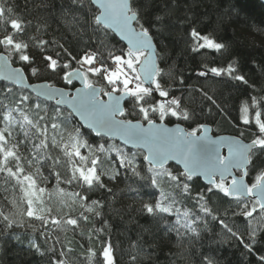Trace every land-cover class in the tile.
Masks as SVG:
<instances>
[{
	"label": "snow or ice",
	"instance_id": "6c2138e0",
	"mask_svg": "<svg viewBox=\"0 0 264 264\" xmlns=\"http://www.w3.org/2000/svg\"><path fill=\"white\" fill-rule=\"evenodd\" d=\"M144 8L142 0H60L69 31L84 41L83 51L74 55L63 43L43 38L47 20L38 22L33 33L32 21L10 0H0V234L11 233L19 240L13 230L24 229L32 234L30 246L45 255L38 235L50 245L49 264H116L110 242H103L99 253L81 243L79 255H71L75 249L70 245L76 236L87 234L91 241L103 233L106 221L104 227L95 226L103 203L91 197L101 189L111 192L102 178L114 180L121 170L152 190L154 202L143 203V210L180 240L199 236L200 222L211 216L251 253L258 231L264 229V167L256 164L264 156V95H253L240 107L241 124H254L258 133L250 143L237 137L213 138L203 124L190 131L179 124L167 126L170 118L188 121L192 113L183 97L165 87L157 63L152 31L162 26L164 17L150 18ZM190 36L193 52L226 51L224 44L195 28ZM51 45L67 58L61 64L46 54L45 68L63 71L64 88L30 82L28 73L38 78L40 72L33 51L46 52ZM73 62L78 66L73 68ZM209 72L248 83L234 63L197 75ZM203 95L216 103L208 93ZM250 167L256 174L246 182ZM200 177L207 187L196 193L193 211L185 201L191 198L192 182ZM130 190L140 195L138 189ZM217 193L235 201L231 215L247 221L252 244L213 213L209 201ZM136 259L131 255L132 264ZM258 259L264 264V256ZM204 264L214 261L205 256Z\"/></svg>",
	"mask_w": 264,
	"mask_h": 264
},
{
	"label": "trees",
	"instance_id": "16d2710c",
	"mask_svg": "<svg viewBox=\"0 0 264 264\" xmlns=\"http://www.w3.org/2000/svg\"><path fill=\"white\" fill-rule=\"evenodd\" d=\"M17 6V12L23 13L24 18L31 20L32 32L39 22L47 20V33L43 37L49 42L55 40L63 43L74 55L84 49V41L77 40L69 31L65 18L59 11L60 0H10ZM67 2V0H65ZM145 3V14L153 18L162 15L164 22L160 28H153L152 35L158 51L157 63L163 69V83L172 95L183 97L184 106L192 113L188 121L170 118L169 126L179 124L185 130H191L199 125H208L215 136L229 135L250 143L251 138L258 134L255 125L241 124V104L250 101L253 95H264V1L263 0H142ZM168 6L167 10L166 7ZM195 28L201 34L210 35L217 42L226 46V51L216 53L213 50L201 49L193 52L194 41L190 36ZM57 51L61 56L57 57ZM50 54L62 64L67 58L66 53L55 45L47 48L46 52L34 50L35 66L42 82H50L54 87H66L63 71L59 74L45 68L44 55ZM234 63L238 74L248 81L247 84L234 81L227 76L214 77L209 72L201 77L197 73L207 72L210 67H227ZM14 67L19 66L13 64ZM76 65L72 63V67ZM30 82L35 83L34 76ZM183 81V84H181ZM76 86V84H75ZM199 90V91H198ZM208 93L216 101L205 99L203 93ZM158 98V97H157ZM159 99V98H158ZM130 108V105H126ZM244 132V136L240 133ZM86 154V153H85ZM137 159L142 162V156ZM257 168L264 167V156L256 161ZM107 167V165L105 166ZM250 182L255 171L250 167ZM104 183L111 192L101 189L92 194V199L103 203L102 217L96 222V227L107 226L98 237L88 240L76 236L70 245L75 249L71 255L83 252L80 244L91 246L99 253L103 242H110L114 247L116 264H132L131 255L136 254L135 264H204V257H210L214 264H262L258 259L264 256V229L257 233V239L252 244L248 235V223L241 216H232L236 210L235 201L222 196L211 195L209 207L220 219H226L235 229H238L245 243L252 244L253 251L249 253L239 240L221 227L218 220L211 216L199 224V236L180 240L175 232L164 231V222L148 216L143 210V203L154 202L150 195L151 189L143 188V181L132 176L121 175L110 180L104 176ZM54 182V181H53ZM51 187V184H49ZM138 189L140 195L137 196ZM206 190V186L198 179L192 182L191 198L185 204L196 210L194 198L196 193ZM147 193V194H146ZM228 213L225 215V213ZM169 219H174L169 218ZM92 227L91 224L88 225ZM20 236L17 240L13 234H0V264H49L52 253L50 245L36 239L45 255H41L30 246L31 233L24 229H14ZM72 238L73 233H68ZM133 244L137 248H133ZM140 249V251H137ZM57 251L59 246L57 245Z\"/></svg>",
	"mask_w": 264,
	"mask_h": 264
},
{
	"label": "water",
	"instance_id": "95a60500",
	"mask_svg": "<svg viewBox=\"0 0 264 264\" xmlns=\"http://www.w3.org/2000/svg\"><path fill=\"white\" fill-rule=\"evenodd\" d=\"M118 39V38H117ZM155 45V44H154ZM14 67V66H13ZM40 83H43V82H40ZM75 84H76V87H80V84H79V82L78 81H75L74 82ZM36 84H38V83H36ZM57 88H60V87H57ZM167 126H169V125H167ZM176 125H172V126H169V127H175ZM181 128H184L183 126H181V125H179ZM205 126H207L208 127V129H209V132H208V135L209 136H212L213 138H216V137H234V136H229V135H219V136H215V135H213L212 134V129H211V127L210 126H208V125H205ZM185 129V128H184ZM246 143V142H245ZM221 153L223 154V155H227V148H222L221 149ZM235 174H239L238 172H236ZM198 180H200L201 182H202V184L204 185V186H206L207 187V185H206V182L204 181V179H203V177H200V178H198ZM245 181L247 182V180H246V177H245Z\"/></svg>",
	"mask_w": 264,
	"mask_h": 264
},
{
	"label": "rangeland",
	"instance_id": "374dc122",
	"mask_svg": "<svg viewBox=\"0 0 264 264\" xmlns=\"http://www.w3.org/2000/svg\"><path fill=\"white\" fill-rule=\"evenodd\" d=\"M264 1V0H263ZM41 75L38 74V78L36 76H34V79H35V83H40L42 82L41 78H40ZM239 175V174H238Z\"/></svg>",
	"mask_w": 264,
	"mask_h": 264
}]
</instances>
